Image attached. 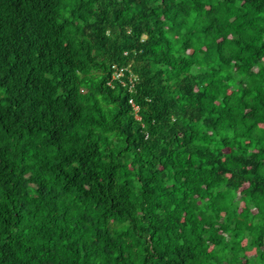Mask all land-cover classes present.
I'll use <instances>...</instances> for the list:
<instances>
[{
    "label": "trees",
    "instance_id": "obj_1",
    "mask_svg": "<svg viewBox=\"0 0 264 264\" xmlns=\"http://www.w3.org/2000/svg\"><path fill=\"white\" fill-rule=\"evenodd\" d=\"M0 264H264V0H0Z\"/></svg>",
    "mask_w": 264,
    "mask_h": 264
},
{
    "label": "built area",
    "instance_id": "obj_2",
    "mask_svg": "<svg viewBox=\"0 0 264 264\" xmlns=\"http://www.w3.org/2000/svg\"><path fill=\"white\" fill-rule=\"evenodd\" d=\"M121 76V74L120 75H118L117 77H120Z\"/></svg>",
    "mask_w": 264,
    "mask_h": 264
}]
</instances>
